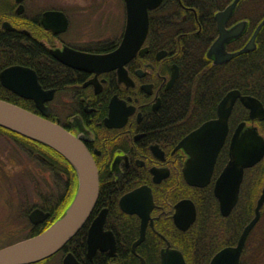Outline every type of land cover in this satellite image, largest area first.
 Instances as JSON below:
<instances>
[{"label":"flooded vegetation","instance_id":"af4514ba","mask_svg":"<svg viewBox=\"0 0 264 264\" xmlns=\"http://www.w3.org/2000/svg\"><path fill=\"white\" fill-rule=\"evenodd\" d=\"M87 3L92 8L84 10ZM234 3L160 0L148 9V34L136 55L106 70L100 62L74 68L54 52L66 47L98 57L115 52L127 28L126 0H0V35L17 33L14 39L24 61L33 64H11L0 73L16 65L32 69L44 91L43 105L11 92L1 80L0 85L8 98L25 102L34 113L79 138L99 172L98 207L82 228L80 246L67 250L60 260L51 257L31 264H63L68 254L74 264H163L167 253L168 263L179 261L180 253L186 264H211L223 249L238 245L264 196V153L244 167L239 186L223 174L236 147L247 142L257 156L264 149V0ZM115 7L124 12L119 31L112 19ZM47 12L64 13L66 30L57 31L56 24L47 28ZM80 16L84 19L78 20ZM110 28L113 32L106 33ZM200 82L209 83V89ZM227 96L234 104L230 112L229 106L221 112ZM226 115L228 131L210 178L199 169L203 182L190 183V156L178 147L180 142ZM9 137L0 128V139L8 143ZM13 140L19 155L33 164L20 172L19 189L11 192L8 144L0 147V203L19 210L26 233L17 243L35 236L64 211L72 179L70 171L58 172L63 162L56 152ZM222 197L228 200L226 206ZM36 209L48 217L33 223ZM260 210L240 264H264V204ZM101 214L103 230L93 237L96 244L91 248L90 229ZM9 227L4 228L7 233L0 232V249L14 244L10 237L15 231Z\"/></svg>","mask_w":264,"mask_h":264},{"label":"water","instance_id":"95a60500","mask_svg":"<svg viewBox=\"0 0 264 264\" xmlns=\"http://www.w3.org/2000/svg\"><path fill=\"white\" fill-rule=\"evenodd\" d=\"M159 1L152 3V0H126L127 28L121 46L115 52L98 57L66 47L64 51L54 52L55 57L74 68H82L80 65L88 62H100L106 70L124 65L136 55L145 41L149 30L148 9L154 8ZM238 1L235 0L233 6ZM43 22L47 28H53L52 24L59 25L60 29L57 31L60 32L65 31L68 25L67 17L61 12L45 13ZM8 26L9 24H5V27ZM0 80L2 85L11 92L34 100L40 108L43 105L44 91L32 69L18 65L11 66L0 73ZM233 104L234 100L227 96L220 104V111L224 112L226 106H229L230 112ZM227 119L228 115L209 121L180 142L178 147L184 148L190 156L186 165V177L190 183L203 182L204 177L200 176L199 169L205 172V177L210 178L216 157L228 131ZM0 127L50 148L60 154L76 171V193L63 214L42 233L0 249V264L39 262L62 250L83 228L99 199V172L91 153L79 138L57 123L2 99H0ZM201 143L204 147L199 146ZM243 145L244 147H236L233 150L232 160L223 174L224 179L234 178L233 182L236 186L240 184L244 167L255 164L264 153L262 149L257 156L258 153L252 149L253 145L247 142ZM236 197L233 203L237 201ZM221 199L226 206L228 200L224 197ZM263 204L264 196L258 201L256 218L246 226L238 245L223 249L213 258L211 264H240L243 245L258 221ZM47 217L48 214H44L39 209L31 214L33 223L42 222ZM104 221L105 215L101 214L90 229L91 248L96 244L93 237L103 230ZM167 259L168 253L163 256V264H186L180 253L177 262L168 263ZM74 260L73 255L68 254L63 264H74Z\"/></svg>","mask_w":264,"mask_h":264},{"label":"trees","instance_id":"16d2710c","mask_svg":"<svg viewBox=\"0 0 264 264\" xmlns=\"http://www.w3.org/2000/svg\"><path fill=\"white\" fill-rule=\"evenodd\" d=\"M17 33H9L6 32L4 34L0 35V70L8 65L11 64H31L32 63H27L24 61L23 57H22V52L20 47L18 46L17 40L14 39L16 38ZM193 62H195V60H193ZM192 88V87H191ZM8 91L5 90L1 85H0V99L8 101L10 103H13L15 105H18L22 108H25L31 112H33V109H31L28 104H26L25 102L22 101H17L14 99H10L8 98ZM177 105H180V102H178ZM177 109H179V107H177ZM10 135L15 136L21 140H24L26 142H31L34 143L33 141L21 137L13 132L8 131ZM42 147V152H44V150H51L50 148H47L43 145H41ZM44 154V153H43ZM59 158H62V164L59 163L57 169L58 172H60V170H62L63 172H65L66 170L71 172V179H72V183H71V188L68 191L67 196H65V200H64V205L62 207L61 210H66V208L69 206V204L72 201L73 196L76 193V189H77V177H76V173L74 171V169L70 166V164L59 154H57ZM62 215V213L54 215L45 225H43L38 232L35 234H40L43 231H45L52 223H54L60 216ZM83 233V229H81L79 231V233L71 240L69 241L66 246L64 247V249L62 250L65 254V252H67V250H70L72 247L75 246H80V240H81V236Z\"/></svg>","mask_w":264,"mask_h":264},{"label":"rangeland","instance_id":"374dc122","mask_svg":"<svg viewBox=\"0 0 264 264\" xmlns=\"http://www.w3.org/2000/svg\"><path fill=\"white\" fill-rule=\"evenodd\" d=\"M87 4H88V5H86L87 7H83L84 10H89L92 8V6H90V3H87ZM85 17H88V15H85ZM77 19L80 20V19H84V18L80 16V17H77ZM112 19H113V23L115 22V25L117 27V31H119V29H122L123 24H124L123 9L120 10L117 7H115L113 9ZM94 30L96 32L105 31L104 28L103 29L102 28H95ZM110 31L113 32V28H110L108 31H106V33H110ZM114 33L116 34L115 29H114ZM14 137L12 138V135H10V137H9L10 140L8 143H6L4 140L2 141L0 139V147L1 148H3L4 144H8L7 148L9 150V157H10L8 174L11 176L10 177V191L11 192L15 191V190L18 191V189H19V186L21 183L20 180H22L20 175H23L20 172H22L23 169H24V171L30 170L29 166L33 165L27 157L22 158V154L19 155L20 152H18V150L16 149V147L13 144ZM41 173L44 176L45 171L42 169ZM44 180H45V178L43 177L42 185L44 184ZM27 186H28L29 190H33L32 186H30V185H27ZM43 189H44V186H43ZM17 205H18V203H17ZM4 206L5 205L3 203H0V232L2 230L4 233H7L4 231V228L6 226L10 225V227L8 229H10L11 232L13 229L15 231V233H13L14 235L10 237L11 243L12 242L14 243V242L18 241V239H22V238L26 237V233H25V231H23L24 229L22 228L24 225H23L22 221L20 222L19 215H18L19 210H17V209L9 210L7 205H6L7 207L5 206L6 208ZM10 207L11 208L13 207V209H14L15 205H12V203H11ZM1 208L4 210H2ZM13 211H14V214H12Z\"/></svg>","mask_w":264,"mask_h":264},{"label":"bare ground","instance_id":"6f19581e","mask_svg":"<svg viewBox=\"0 0 264 264\" xmlns=\"http://www.w3.org/2000/svg\"><path fill=\"white\" fill-rule=\"evenodd\" d=\"M201 83H203V84H206L207 85V87H208V89H209V83H207V82H200V84ZM209 92V91H208ZM6 130V129H5ZM66 130V129H65ZM68 131V130H67ZM69 132V131H68ZM26 142V141H25ZM46 147V146H45ZM48 148V147H47ZM53 151V150H52ZM55 152V151H54ZM58 154V153H57ZM60 155V154H59ZM70 164V163H69ZM71 165V164H70ZM73 168V167H72ZM74 169V168H73ZM74 171H75V169H74ZM75 173H76V171H75ZM75 196V195H74ZM74 196H73V198H74ZM73 198H72V200H73ZM99 200V199H98ZM98 207V201H97V203H96V205H95V207H94V209H96ZM94 209H93V211H94ZM257 210V209H256ZM256 210H255V216H254V218L252 219V220H254L255 218H256ZM93 211H92V213H93ZM91 213V214H92ZM260 215H261V211H260V214H259V218H260ZM91 216V215H90ZM90 216H89V218H90ZM88 218V219H89ZM259 218H258V220H259ZM88 221V220H87ZM10 246V245H9ZM64 249V248H63ZM62 249V250H63ZM62 250H60V251H58L57 253H55V255H53L52 257H54L55 259H58V260H60V259H62V257H63V255H64V252L62 251ZM51 258V257H50ZM47 259H49V258H47ZM46 260V259H45ZM64 262V261H63ZM186 263V262H185Z\"/></svg>","mask_w":264,"mask_h":264}]
</instances>
